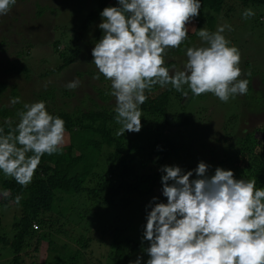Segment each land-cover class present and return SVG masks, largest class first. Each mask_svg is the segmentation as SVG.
I'll list each match as a JSON object with an SVG mask.
<instances>
[{"label":"clouds","instance_id":"1","mask_svg":"<svg viewBox=\"0 0 264 264\" xmlns=\"http://www.w3.org/2000/svg\"><path fill=\"white\" fill-rule=\"evenodd\" d=\"M16 2L0 0V16ZM200 9V0H117L100 12L102 35L91 51L98 74L92 78L103 76L110 83L118 136L141 131V106L157 85H170L185 99L189 92L212 94L225 103L247 94L240 50L223 35L232 31L229 24L215 31L193 27L202 44L186 47L182 70L165 66L167 50L188 40V25ZM255 14L246 8L242 17ZM79 83L72 80L65 87L74 90ZM10 103H20L19 97ZM17 117L14 127L7 121V132L0 127V172L27 187L41 158L61 150L66 128L44 101L24 103ZM209 168L200 161L188 171L177 165L159 169L166 202L152 197L146 205L142 252L147 259L137 256L129 264H264V187L257 188L256 179L236 178L233 170L217 166L209 174ZM9 196L10 190L0 191V197ZM20 200L18 195L14 202Z\"/></svg>","mask_w":264,"mask_h":264},{"label":"trees","instance_id":"2","mask_svg":"<svg viewBox=\"0 0 264 264\" xmlns=\"http://www.w3.org/2000/svg\"><path fill=\"white\" fill-rule=\"evenodd\" d=\"M251 1L264 4V0ZM200 2V15L193 20L195 27L200 26L201 22H206V26L211 30L216 21L215 14L218 16L223 12L226 16L230 11V8H225L227 0ZM116 4L117 0H97L96 5L82 20L77 31L78 36H81V32L86 30L89 23L99 16L105 7ZM194 36H197L195 32H189V39ZM67 37L70 36H65ZM181 46L179 53L190 46L188 40ZM76 52L77 50L64 57L63 65L69 64ZM174 62H165V66L169 67ZM22 69L27 70L23 66L20 70ZM261 81L264 84V77ZM5 87V82L1 81L0 91ZM157 89L155 86L150 92H146L148 99L141 106L142 129L139 133L125 132L124 135L118 136L117 131L121 126L115 122L114 108L109 109L105 105L75 111L47 108L50 114L64 120L65 141L60 151L52 155L45 154L41 158L32 182L27 187L20 186L13 178L0 172V191L10 190L8 198L0 197V204L6 205L10 202L16 208L11 227L6 229L0 225V255L8 253L11 256L4 261L0 259V264H28L25 263L24 257L28 255L29 250L40 252L39 262L29 264H129L137 256L143 255L144 259L147 258L143 252L137 255V245L130 246L133 240L123 234L130 219L131 210L127 208L132 207L134 201H141L143 204L139 205V210H146L144 203L148 197L152 199L157 193L161 194L162 173L158 167L164 166L168 157H179L180 151L190 149L187 147H191L193 141L202 140V137L191 129L196 123L193 120L190 122L189 115L180 118L179 113L170 112L173 96L182 100L180 105L184 108L192 95L189 94L185 99L181 93L175 92L169 86L161 91H156ZM51 91L47 92L50 97ZM65 94L68 93L65 91ZM101 99H105L103 95ZM22 108V105L0 106V127H3L5 132L8 130L7 121L10 120L13 127L18 123L17 112ZM174 134L178 135L176 140L172 138ZM185 137H189L188 143L191 140L189 145L182 142ZM215 140L218 139L207 141L216 142ZM229 140L231 142H228ZM205 141L204 139V144ZM224 141L227 143H224L226 145L220 150L223 158L216 166H210L209 174H213L215 167L220 166L233 170L238 179H256V187H264V124L256 125L251 130L244 129L240 134L224 138ZM103 147L112 149H107L105 154ZM207 149L214 153L212 145L208 144ZM143 154H146L145 159ZM153 155L155 158H152ZM102 159H105L103 167L99 164ZM196 167L197 165L190 166L189 170ZM18 195L21 200L16 204L14 199ZM80 197L90 204H113L116 207L112 216L117 224L112 220V224L102 228L109 245L102 258L94 257L91 253L88 255L85 250H79V247L75 250L67 249L54 238L48 237L50 230L63 233L65 230L62 226L73 220V214L79 219L85 216L78 206L85 204L79 202ZM92 220L94 221L87 219V224ZM76 242L86 248L90 237L80 234ZM126 245L129 246L128 249Z\"/></svg>","mask_w":264,"mask_h":264},{"label":"rangeland","instance_id":"3","mask_svg":"<svg viewBox=\"0 0 264 264\" xmlns=\"http://www.w3.org/2000/svg\"><path fill=\"white\" fill-rule=\"evenodd\" d=\"M96 2L97 0H17L7 15L0 16V82L6 84V87L0 91V106H23L24 103L44 101L47 108H62L66 111L96 108L95 105H105L109 109L115 108V98L109 94V81L103 76L98 80L92 78L98 74L95 65L91 63L93 59L91 51L102 35L98 27L101 22L100 15L89 23L86 30L81 32V36L77 34L82 20ZM225 8H230L229 13H226V16L223 12L218 16L215 14L216 21L211 30L206 26V22H201L200 26L195 27V23L191 21L188 25L189 32L193 27L215 31L220 25H231L232 31L226 29L223 35L231 42V45L240 50V68L244 73L240 78L249 81L248 92L246 95L230 97L227 103L221 102L212 94L194 97L189 92L192 98L184 108L180 105L182 100L173 96L170 106L171 114L177 112L180 118L189 115L190 122L193 120L196 123L191 129L202 137V140L193 141L191 147H187L190 149L179 152V157H168L164 165L175 163L185 171H188L190 166L198 165L200 161L216 166L217 162L223 158L220 150L226 145L224 143H227L224 138L240 134L244 129L251 130L261 123L264 124V84L261 81L264 77V4L251 0H227ZM246 8L253 9L255 16L245 20L242 13ZM65 36L70 37L65 38ZM188 43L190 46L202 44L198 36H194L193 39L188 37ZM75 50L77 52L74 59L66 66L63 65V58L71 55ZM61 52L64 53L59 54ZM170 60L175 61L169 66L170 69L175 67L182 70L186 61L185 50L180 53L178 49L167 50L165 62ZM22 66L27 70H20ZM249 72L250 75H248ZM77 79L80 83L76 89L69 90L65 87L68 82ZM157 87L156 91L163 90L158 85ZM50 90H52L51 97L47 93ZM65 91L68 94H65ZM102 95L104 100L101 99ZM16 97H19L20 103L11 104L10 101ZM45 98L47 99L44 100ZM249 106L252 108L250 109ZM172 138L176 140L178 135L174 134ZM188 138H183L182 142L189 145L191 140L188 143ZM213 138L218 140L207 141ZM208 144L212 145L214 153L207 149ZM107 149L112 148L103 147L105 154ZM145 156L146 154H143L144 159ZM152 158H155V155ZM104 160H100L99 163L102 167L105 164ZM235 177L237 178L238 175ZM161 194L157 193L154 197L166 202V198ZM150 200L148 197L144 206L148 205ZM79 202L85 203L78 204L85 216L79 219L73 214V220L62 226L65 230L63 233L50 230L48 237L54 238L67 249L75 250L79 247V250L82 252L85 250L88 255L91 253L94 257L102 258L105 251L109 249L107 235L102 233V228L112 224V220L114 222L115 217L112 215L115 214L116 207L113 204L110 206L90 204L81 197ZM140 204L143 203L134 201L132 207L127 208L131 210L129 211L130 219L126 223L127 229L123 232L124 235H128V239L133 240L130 246L137 245V255H140L142 248L147 246L146 242L142 244L143 225L146 219H143L145 215L141 214H146V210H139ZM15 210V205L10 202L6 205L0 204L1 228L11 227ZM134 214H136L135 217ZM87 219L88 221L94 219V221L87 224ZM80 234L90 237L86 248L76 242ZM126 246L128 249L129 246ZM61 250L63 251L64 248ZM39 255V251L34 253L29 250L24 261L28 264L39 262ZM10 257L8 253L0 255L1 261Z\"/></svg>","mask_w":264,"mask_h":264}]
</instances>
